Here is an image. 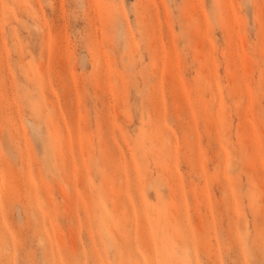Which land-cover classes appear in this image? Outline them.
I'll return each instance as SVG.
<instances>
[{"label": "rangeland", "instance_id": "rangeland-1", "mask_svg": "<svg viewBox=\"0 0 264 264\" xmlns=\"http://www.w3.org/2000/svg\"><path fill=\"white\" fill-rule=\"evenodd\" d=\"M0 264H264V0H0Z\"/></svg>", "mask_w": 264, "mask_h": 264}]
</instances>
